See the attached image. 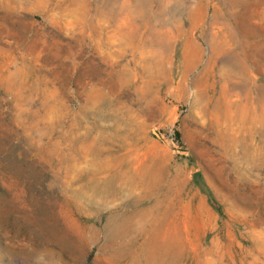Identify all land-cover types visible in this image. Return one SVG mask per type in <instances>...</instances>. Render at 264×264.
<instances>
[{"label": "rangeland", "instance_id": "1", "mask_svg": "<svg viewBox=\"0 0 264 264\" xmlns=\"http://www.w3.org/2000/svg\"><path fill=\"white\" fill-rule=\"evenodd\" d=\"M0 264H264V0H0Z\"/></svg>", "mask_w": 264, "mask_h": 264}]
</instances>
